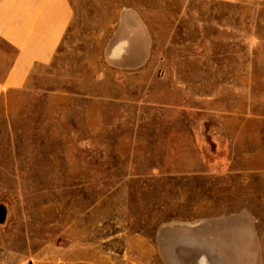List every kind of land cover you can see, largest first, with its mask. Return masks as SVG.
Instances as JSON below:
<instances>
[{"label":"rangeland","instance_id":"obj_1","mask_svg":"<svg viewBox=\"0 0 264 264\" xmlns=\"http://www.w3.org/2000/svg\"><path fill=\"white\" fill-rule=\"evenodd\" d=\"M71 1L53 61L0 98V264L78 249L163 264L160 244L192 243L214 218L246 220L225 246L252 252L225 264H264V0H116L144 7L142 74L110 65L109 33L88 26L107 25L111 1Z\"/></svg>","mask_w":264,"mask_h":264},{"label":"crops","instance_id":"obj_2","mask_svg":"<svg viewBox=\"0 0 264 264\" xmlns=\"http://www.w3.org/2000/svg\"><path fill=\"white\" fill-rule=\"evenodd\" d=\"M110 1V5L114 6V12L110 13L107 25L100 26L90 22L88 26L94 29L104 27L107 30L106 34L109 33L110 38L104 48V58L110 65L124 70L126 74H142L143 72L139 70H143L147 65L153 44L150 27L142 14L144 7L139 9L131 4L118 7L116 0ZM190 1L206 5L212 2L236 4L241 0ZM94 4L100 5L96 1ZM203 6L197 7L196 11L202 10ZM147 8H145L146 11ZM76 15L77 11L71 0H0V42L10 53L7 55L0 52V98L8 91L24 89L35 67L47 66L53 61ZM82 18L83 15L80 19ZM86 24L85 20H81L83 27ZM207 24L208 22L203 20L194 21L196 28L207 27ZM174 26L177 27V25ZM196 72L192 74L195 75ZM204 221L205 225H197L199 227L197 233L190 235L194 242L184 245H159L163 264L180 263L179 248L182 252L189 253L188 260L187 255L182 256L181 264H225V260L231 258L234 260V257H238L237 260L240 261L241 256L252 252V248L244 244L237 247L225 246V234L231 231L241 232L239 235L245 237L243 228L245 224L242 223L246 221L245 219H240L241 222L237 223L225 222V218ZM182 236L185 237V233H182ZM232 252L236 255L232 256ZM89 254L90 252L86 253L85 249H78L76 254L73 253L68 260L59 264H103L100 252L94 250L92 255ZM17 258L18 256L14 257V260L8 264H21ZM28 263L57 264L53 257L45 262H39L36 257H30ZM124 264H143V262L127 260Z\"/></svg>","mask_w":264,"mask_h":264},{"label":"water","instance_id":"obj_3","mask_svg":"<svg viewBox=\"0 0 264 264\" xmlns=\"http://www.w3.org/2000/svg\"><path fill=\"white\" fill-rule=\"evenodd\" d=\"M6 219V209L3 205H0V224L4 223ZM195 240H193L194 242ZM187 244H190L189 242Z\"/></svg>","mask_w":264,"mask_h":264},{"label":"bare ground","instance_id":"obj_4","mask_svg":"<svg viewBox=\"0 0 264 264\" xmlns=\"http://www.w3.org/2000/svg\"><path fill=\"white\" fill-rule=\"evenodd\" d=\"M198 223V222H197ZM194 226V225H193Z\"/></svg>","mask_w":264,"mask_h":264}]
</instances>
